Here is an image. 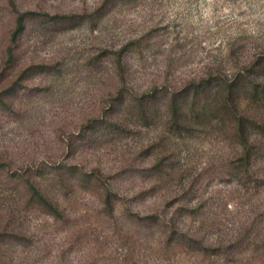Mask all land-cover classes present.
<instances>
[{"label":"rangeland","instance_id":"rangeland-1","mask_svg":"<svg viewBox=\"0 0 264 264\" xmlns=\"http://www.w3.org/2000/svg\"><path fill=\"white\" fill-rule=\"evenodd\" d=\"M113 2L0 0V93L7 105H0V264H195L168 254L159 233L152 237L131 215L221 249L246 241L264 210V188L250 193L228 176L229 149L219 134L165 135L163 120L145 128L128 118L121 135H93L117 119L120 94L181 89L210 68L231 76L262 56L264 0ZM14 6L42 18L29 23L9 62ZM46 16L76 21L42 26ZM167 155L171 176L152 177ZM54 167L75 173L71 183L45 188L60 217L30 201L25 182L13 181L45 182ZM87 175L93 181L80 183ZM249 260L242 264H261Z\"/></svg>","mask_w":264,"mask_h":264},{"label":"trees","instance_id":"trees-1","mask_svg":"<svg viewBox=\"0 0 264 264\" xmlns=\"http://www.w3.org/2000/svg\"><path fill=\"white\" fill-rule=\"evenodd\" d=\"M114 1L116 4L122 0ZM14 9L17 19L11 45L7 49L9 62L15 61L16 47L29 23L42 18V15H36L34 12L21 13L15 6ZM45 20L41 22L42 26L68 25L76 21L75 18L66 16H46ZM124 60V53L120 51L116 61L122 83L126 81ZM2 94L0 93V105L7 106L1 98ZM117 102V119L112 125L95 131L93 135L96 140L106 133L121 135L126 132L127 126L121 124V121L128 118L145 128L163 120L168 130L165 135L186 137L194 136L195 132L201 130L210 131L221 135L229 149L226 158L228 176L236 180L247 192L264 188V54L239 68L231 76L210 68L205 77L192 80L181 89L173 90L165 86L155 87L140 95L133 94L131 97L120 94ZM162 158L152 169L151 176L167 180L171 176V170L164 161H167L170 155ZM51 171L54 178L51 177L45 182L37 177L30 180L24 176L16 177L13 181L25 182L30 201L48 210L53 216L60 217L59 209L45 194V188L71 183L70 178L75 173L72 172L73 169L65 167H54ZM92 181L90 175L79 179L82 184ZM105 205L107 209L115 206L110 191L106 195ZM131 218L134 223L145 226L152 237L156 232L159 233L162 248L167 250L168 254H174L175 257L178 254L191 256L195 261L197 259L195 264L217 260L242 264L246 259L256 258L257 262L264 264V210H258L245 235L246 241L238 238L235 242L232 241L231 245L221 249H215L213 244L204 245L202 241L192 239L187 234L178 233L175 226L166 222L161 224L154 219H145L135 214L131 215Z\"/></svg>","mask_w":264,"mask_h":264}]
</instances>
